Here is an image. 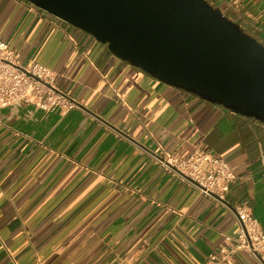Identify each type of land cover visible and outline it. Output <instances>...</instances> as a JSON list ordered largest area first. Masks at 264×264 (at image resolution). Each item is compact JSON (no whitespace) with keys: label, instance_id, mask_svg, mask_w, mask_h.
Instances as JSON below:
<instances>
[{"label":"crops","instance_id":"0c3cea01","mask_svg":"<svg viewBox=\"0 0 264 264\" xmlns=\"http://www.w3.org/2000/svg\"><path fill=\"white\" fill-rule=\"evenodd\" d=\"M209 3L264 23V0ZM0 42L79 105L0 109V264H206L239 230L227 207L264 231L263 123L157 81L25 0H0ZM196 149L232 171L224 202L156 160ZM228 264L259 263L239 252Z\"/></svg>","mask_w":264,"mask_h":264},{"label":"water","instance_id":"95a60500","mask_svg":"<svg viewBox=\"0 0 264 264\" xmlns=\"http://www.w3.org/2000/svg\"><path fill=\"white\" fill-rule=\"evenodd\" d=\"M157 81L264 124V46L206 0H25Z\"/></svg>","mask_w":264,"mask_h":264},{"label":"built area","instance_id":"2783aa9c","mask_svg":"<svg viewBox=\"0 0 264 264\" xmlns=\"http://www.w3.org/2000/svg\"><path fill=\"white\" fill-rule=\"evenodd\" d=\"M233 10L238 13L237 8ZM55 78V74L41 64H20L10 46L0 42V109L31 104L44 112L66 114L79 108L75 100L55 86ZM156 160L220 203L224 202L235 180L226 162L203 149H196L186 158L165 154ZM227 209L236 217L239 230L234 236H225L219 253L210 254L206 264H228L239 252L264 264V231L259 221L243 206Z\"/></svg>","mask_w":264,"mask_h":264},{"label":"rangeland","instance_id":"374dc122","mask_svg":"<svg viewBox=\"0 0 264 264\" xmlns=\"http://www.w3.org/2000/svg\"><path fill=\"white\" fill-rule=\"evenodd\" d=\"M207 2H209V0H206ZM255 16L254 15H250V17L246 18V20H244L243 22L241 23H237L235 22L236 24H238L241 29L247 34V35H252L251 37L257 39L263 46H264V23L263 22H259L258 24L254 21V22H251V20L254 18ZM260 27L262 32H261V35H258L257 32L256 34L253 33V31L255 30V28L257 27Z\"/></svg>","mask_w":264,"mask_h":264}]
</instances>
